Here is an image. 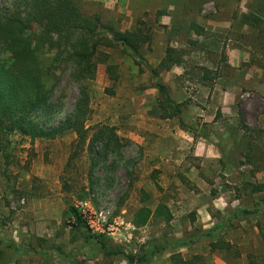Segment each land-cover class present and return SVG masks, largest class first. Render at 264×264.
<instances>
[{
	"label": "rangeland",
	"instance_id": "1",
	"mask_svg": "<svg viewBox=\"0 0 264 264\" xmlns=\"http://www.w3.org/2000/svg\"><path fill=\"white\" fill-rule=\"evenodd\" d=\"M79 6L118 31L129 22L125 12L145 11L146 18L131 27L142 22L151 37L140 50L144 66L135 65L121 47H99L95 78L87 80L91 112L81 149L72 132L50 140L9 137L8 158L0 157V259L138 264L128 257L146 255L165 264L167 255L172 260L182 249L186 261L200 253L193 264H210L212 255L225 264H264V188L251 193L249 186L264 187V0H79ZM174 10L186 13L168 29L161 16ZM154 11L156 19L149 16ZM250 13L259 21L242 23L241 16ZM194 25L202 34H195ZM176 41L181 46H174ZM167 47L183 52V73L176 78L163 70L153 76L145 68L156 69ZM55 55L39 54L43 68L51 67L44 82L58 107L52 126L65 119L78 97L70 71ZM107 66H115L116 81ZM156 83L181 104L178 116L160 118ZM161 124L169 132H188L194 141L178 147L169 136L159 144L150 129ZM103 126L119 137L118 152L105 155L101 144L90 152L89 143ZM218 194L240 203L210 214L212 225L198 226L197 211ZM159 203L175 213L179 225L160 219L133 224L138 209L153 211ZM70 206L80 215L108 210L103 231L76 226ZM88 235L101 237L109 254ZM217 241L231 248L211 251Z\"/></svg>",
	"mask_w": 264,
	"mask_h": 264
},
{
	"label": "trees",
	"instance_id": "2",
	"mask_svg": "<svg viewBox=\"0 0 264 264\" xmlns=\"http://www.w3.org/2000/svg\"><path fill=\"white\" fill-rule=\"evenodd\" d=\"M259 21L251 13L242 15L241 22ZM134 31H118L103 23L96 14H85L81 11L79 0H3L0 1V157L7 159L10 147L9 137L19 134L34 139H54L67 132L75 135L77 149L85 144L87 129L85 123L90 116V96L87 80H93L97 65L94 61L99 47L114 49L121 47L129 55L135 65L143 67L140 50L149 44L151 37L142 22ZM195 34H202V29L192 26ZM55 52V60L65 63L70 71V77L78 88V97L73 110L65 119L55 126L49 125L55 117L58 107L52 102L51 89H47L39 54ZM182 51L167 47L165 56L155 69L145 67L153 76L158 70L168 71L172 66L182 64ZM115 66H107L106 72L116 81ZM158 92V105L161 119H171L180 113L181 104L175 103L168 95L167 88L159 83L154 85ZM48 125V126H47ZM180 127H187L180 121ZM104 146L103 152H118L123 147L119 137L111 127L103 126L95 133L89 143V150L95 146ZM250 192L263 190V185H249ZM156 188L160 187L156 184ZM247 192L248 185L244 186ZM262 203V202H261ZM68 214L74 224L86 228L78 210L70 206ZM149 219L162 220L169 223L172 213L169 208L159 203L152 211L148 207L137 210L133 224L144 226ZM228 223V221H225ZM224 224V223H223ZM99 248L109 254L107 246L101 237L88 235ZM183 243V242H182ZM210 250H229L230 243L217 241L211 243ZM117 255L121 253H111ZM155 254V253H154ZM128 257V262H146L148 257ZM195 256L190 261L183 260L177 254L172 260L177 264H193ZM10 259H0V264H10Z\"/></svg>",
	"mask_w": 264,
	"mask_h": 264
},
{
	"label": "crops",
	"instance_id": "3",
	"mask_svg": "<svg viewBox=\"0 0 264 264\" xmlns=\"http://www.w3.org/2000/svg\"><path fill=\"white\" fill-rule=\"evenodd\" d=\"M171 7L173 8L172 5H171ZM155 13L156 12L154 11L153 13H150L149 16H152L153 18L156 19L157 13L156 14ZM185 13H186V11H178V10H174L171 12L170 11L165 12V14L161 16L163 19V20H161V24H164V25L168 24V29H170L172 27V25H174V20H177V19L179 20V18L180 19L183 18ZM125 16H127V21H129V22H127L125 27L122 28V31H131V29H132L131 27H132L133 22L135 24L136 22L141 21V20L146 18L145 11H140L138 9H134V10L125 12ZM136 28H134L133 30H135ZM168 40H170V39L168 38ZM173 45L174 44H172V46ZM178 45H180V44H179V42L176 41L174 46H178ZM165 72H166L167 78H176V76H180L183 73V69L180 66H172L168 71H165ZM164 126H165L164 124L154 125L150 129V132L157 135V137H158L157 141L159 144L162 141L160 139L161 137H169V136H172L173 140L171 139V141L173 143H175V145H178V147H180V146L184 147V145H185V147H187V146H189L188 142H190V141L192 142V140L194 141V138L189 137L188 132H184V131H182L180 129H176V128H174L175 132H171V131L169 132V131H167L166 128H164ZM179 137H184L185 141L182 140L181 138L179 139ZM199 139H200V141L198 143L201 142V144H202V142L204 140L201 138H199ZM140 140H142V142H143L144 139L140 138ZM143 144H146V143H143ZM147 144H148V141H147ZM155 145L153 144L152 147L154 148ZM163 169H165V165H164ZM234 203H240V199H237L231 195L228 196L227 198H224L220 194L214 196V198H211V200L209 202L203 203L201 205L202 208L199 211H197V213L199 214V216H197V219H196L197 225L203 226V228H206L208 225H212L213 222L211 220L210 214H212L213 212H216L219 209L223 213L229 212L230 206H232ZM238 207H239V205H238ZM171 213L173 216L171 223H174V225H179L178 219H176V217H175L176 216L175 213L174 212H171ZM206 219L208 220L207 222H205ZM176 253H180L183 260H186V257L184 255V254H186L185 250L180 249ZM194 254H195L194 256H197L196 254H200V253H194ZM165 258H166L165 264H177L176 262H174L170 259V255H167ZM150 259H151V262L149 264H158L155 256L148 257L147 262H149ZM209 259H210V264H212V261L214 262V264H225L222 259H220L218 256H215V255L214 256L212 255L211 258L209 257Z\"/></svg>",
	"mask_w": 264,
	"mask_h": 264
},
{
	"label": "built area",
	"instance_id": "4",
	"mask_svg": "<svg viewBox=\"0 0 264 264\" xmlns=\"http://www.w3.org/2000/svg\"><path fill=\"white\" fill-rule=\"evenodd\" d=\"M76 208H78V205H75ZM82 219L85 221L86 226L90 228V230L93 233L97 232H102L104 224L107 221L109 211L105 210H100L98 212H91L89 209L86 211H83L82 214Z\"/></svg>",
	"mask_w": 264,
	"mask_h": 264
}]
</instances>
